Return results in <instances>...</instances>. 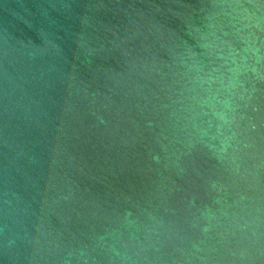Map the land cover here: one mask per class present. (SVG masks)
<instances>
[{
    "label": "water",
    "instance_id": "1",
    "mask_svg": "<svg viewBox=\"0 0 264 264\" xmlns=\"http://www.w3.org/2000/svg\"><path fill=\"white\" fill-rule=\"evenodd\" d=\"M0 264H264V0H0Z\"/></svg>",
    "mask_w": 264,
    "mask_h": 264
}]
</instances>
